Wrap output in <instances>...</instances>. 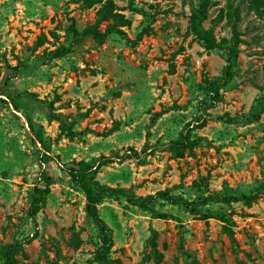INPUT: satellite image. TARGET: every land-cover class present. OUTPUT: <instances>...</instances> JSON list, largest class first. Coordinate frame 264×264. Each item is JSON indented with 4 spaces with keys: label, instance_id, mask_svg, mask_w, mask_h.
<instances>
[{
    "label": "rangeland",
    "instance_id": "rangeland-1",
    "mask_svg": "<svg viewBox=\"0 0 264 264\" xmlns=\"http://www.w3.org/2000/svg\"><path fill=\"white\" fill-rule=\"evenodd\" d=\"M104 1L0 0V264L8 244L17 264H99L85 175L134 196L167 188L189 200L209 192L255 197L201 206L225 212L230 235L223 221L163 199L153 205L167 218L124 195L104 196L95 206L113 259L264 264V13L251 0H210L200 24L217 46L206 48L190 27L199 0H111L129 19V41L84 36L70 53L50 57L74 40L72 24L103 30L111 22L96 19ZM235 17L237 55L216 101L204 79L221 74ZM46 186L32 218L30 197ZM152 230L159 258L148 244Z\"/></svg>",
    "mask_w": 264,
    "mask_h": 264
},
{
    "label": "trees",
    "instance_id": "trees-1",
    "mask_svg": "<svg viewBox=\"0 0 264 264\" xmlns=\"http://www.w3.org/2000/svg\"><path fill=\"white\" fill-rule=\"evenodd\" d=\"M84 6H90L94 2H100L101 0H81ZM210 0H199V5L196 11L192 14L190 24L191 29L194 34L203 41L204 46L206 48H212L217 46L216 41L211 33L210 28H203L201 26V21L206 16V7L208 6ZM253 4V8L257 11L258 14L264 13V7H261L264 4V0H251ZM114 5L111 0H105L100 7L96 11L97 21H101L104 19H110L111 22L108 23L103 30H100L97 27V24H90L84 27L82 30H78L73 24L70 26V30L72 35L74 36V40L71 41L69 45H60L49 51L50 57H61L73 50V45L76 42L80 41L84 36H92L97 41H103L109 34L115 33L125 38L127 41L130 39L126 36L125 31L122 29L123 26L129 24V19L124 16L123 13L114 9ZM237 14V9H235ZM73 20V19H72ZM238 17H235L232 21V35H231V44L228 45V55L226 57V64L224 65L222 72L220 75L205 78V86L208 92L213 93L214 100L218 101L221 99L219 89L227 83V81L232 76V66L236 59L237 55V45L240 41V37L238 31L236 29V22ZM146 28H142L139 32V35L143 32H146ZM38 42L37 44H39ZM61 131H65V129L61 128ZM82 171V169H81ZM81 171L79 169H75L76 174H80ZM73 172V171H72ZM83 177L84 175L81 174ZM87 178L89 182V186L91 191L93 192V196H91L90 192L87 193L88 202L85 205L86 213L88 216L93 218L96 221V226L98 229V233L100 236L101 243L97 245L96 249L93 253V260L97 261L99 264H124L119 259H113L109 256L110 249L113 245L110 229L106 225V223L98 216L97 209L95 206V202L99 201L104 196L108 197H118L119 195H124L129 203L133 205H137L141 209L147 210L152 217L156 218H167V214L161 211H158L153 205V201L156 199H163L169 203L181 205L187 211L197 216L200 220L206 221L208 218H217L224 222V226L226 231L232 235L230 225L232 224V219L226 215L223 211H212L208 208L202 209L201 206H205L211 202H223L225 204H229L232 201H238L247 198L250 200L251 198H255L250 195H233L230 193H206L204 195H199L197 199L189 200L183 196L173 194L169 189L164 188L156 191L152 195L148 196H134L130 194L123 187H112L109 185H105L100 183L93 176H84ZM203 182V183H202ZM206 185V181L204 178L200 180V183L194 181V186L196 189L200 190L201 185ZM264 186V185H263ZM49 191V188L46 186L44 189L38 188L35 189L34 193L30 197V205H29V215L34 218L38 210H40L46 202V194ZM72 238L76 240L74 245H78L80 242L79 237L75 233ZM156 231L152 230L148 239V244L152 249V254L157 256L158 258L161 254L156 249ZM14 249L12 244H8L6 246L5 251L3 252L4 264H17V259L14 257ZM156 258V257H155ZM156 258V260H158Z\"/></svg>",
    "mask_w": 264,
    "mask_h": 264
}]
</instances>
